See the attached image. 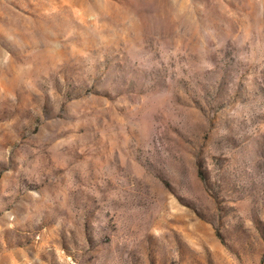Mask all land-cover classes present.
Segmentation results:
<instances>
[{"label": "rangeland", "instance_id": "374dc122", "mask_svg": "<svg viewBox=\"0 0 264 264\" xmlns=\"http://www.w3.org/2000/svg\"><path fill=\"white\" fill-rule=\"evenodd\" d=\"M0 264H264V0H0Z\"/></svg>", "mask_w": 264, "mask_h": 264}]
</instances>
